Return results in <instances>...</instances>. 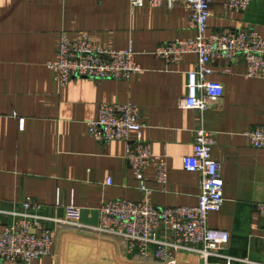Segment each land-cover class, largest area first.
Segmentation results:
<instances>
[{"label": "crops", "instance_id": "crops-1", "mask_svg": "<svg viewBox=\"0 0 264 264\" xmlns=\"http://www.w3.org/2000/svg\"><path fill=\"white\" fill-rule=\"evenodd\" d=\"M209 32L254 27L264 38V0L244 12L228 11L215 0ZM62 33L77 40L86 33L101 46L132 47L144 73L129 79L75 78L61 86L47 63L56 58ZM195 31L180 5L135 8L130 0H0V229L13 222L11 211L32 197L48 217L62 218L70 205L82 209L81 222L96 226L100 208L114 199L141 201V178L126 158L127 143H103L88 133L101 103L140 107L142 138L168 164V184L143 174L159 208L195 206L200 175L186 171L195 131L216 136L213 157L222 164L225 203L208 215L209 226L230 234L228 252L264 264V149L254 148L246 132L264 126V78L247 77L246 65L232 73L214 67L212 79L224 84L219 103L204 113L183 109L188 72L195 54L179 63L155 55L160 43L192 38ZM55 237L51 255L30 264H157L131 251L118 237L87 229L49 224ZM161 236L166 237L162 230ZM178 264H204L178 254ZM138 262V263H137ZM160 264V263H159Z\"/></svg>", "mask_w": 264, "mask_h": 264}, {"label": "built area", "instance_id": "built-area-1", "mask_svg": "<svg viewBox=\"0 0 264 264\" xmlns=\"http://www.w3.org/2000/svg\"><path fill=\"white\" fill-rule=\"evenodd\" d=\"M215 0H130L135 8L149 4L153 7L182 6L189 15L195 31L192 38L160 43L155 55L167 63H179L186 54H195L193 70L188 72L187 94L179 101L183 109L204 113L220 102L224 84L213 80L214 67L221 65L232 73L236 63L247 68V77L264 78V38L254 27L229 32H209L208 22ZM252 0H223L224 8L237 13L248 9ZM55 80L65 86L75 78L100 81L129 79L144 73L132 47L117 49L113 43L98 45L86 33L77 40L62 33L57 56L47 63ZM140 107L133 103H101L95 120L88 121V133L96 140L127 143L126 158L132 170L141 178L144 198L141 201L114 199L100 208L96 226L81 222L82 209L74 205L65 208L64 217H48L43 205L35 198L23 201L20 209L11 211L13 222L0 229V264H30L51 255L55 237L49 224L87 229L118 237L128 248L143 256H152L162 264H176L178 254L197 256L204 264H251L248 258L228 252L230 234L209 226L208 215L220 211L225 203V182L222 164L213 157L216 144L214 133L203 127L195 131L193 153L183 160L184 168L200 175L201 192L195 206L159 208L151 201L152 190L143 174L149 168L156 180L168 184V164L164 156L156 155L150 143L131 138L141 133ZM251 145L264 149V126L246 132ZM264 219V203L258 205ZM166 237L161 236V231Z\"/></svg>", "mask_w": 264, "mask_h": 264}, {"label": "rangeland", "instance_id": "rangeland-1", "mask_svg": "<svg viewBox=\"0 0 264 264\" xmlns=\"http://www.w3.org/2000/svg\"><path fill=\"white\" fill-rule=\"evenodd\" d=\"M135 263V261L133 260V263H131V264H134ZM138 263V262H137ZM157 264H159V263H157ZM160 264H162V263H160ZM176 264H178V263H176Z\"/></svg>", "mask_w": 264, "mask_h": 264}]
</instances>
